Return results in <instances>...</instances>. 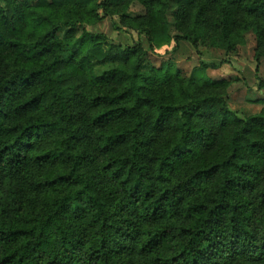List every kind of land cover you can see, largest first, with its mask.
I'll use <instances>...</instances> for the list:
<instances>
[{"label": "trees", "instance_id": "obj_1", "mask_svg": "<svg viewBox=\"0 0 264 264\" xmlns=\"http://www.w3.org/2000/svg\"><path fill=\"white\" fill-rule=\"evenodd\" d=\"M124 1L5 0L7 5L0 6V161L3 162L0 163V187L3 178H11L16 182V189L13 190L10 201L12 211L16 213L15 220L0 219V232L7 226L9 234L17 241H25L24 246L27 247L32 242L28 238L29 233L39 229L38 235L43 237L45 232L56 224L71 221L69 228L73 230L62 236L64 246L61 258H53L48 264H96L99 260L96 255L98 249L85 252V249L91 247L88 233L97 227L101 232L113 227L108 223L110 217L104 215L97 207L99 201L96 196L89 195L72 179L71 171L64 167L63 162L55 171L48 170V161L58 151L61 156H64L65 152L70 153L67 157L69 160L92 163L88 156L81 154L77 157L75 152L79 145L89 139V132L76 128L75 125L84 123L88 117L82 116L80 112L68 114L67 123L73 127V131L65 141L56 133L48 118L49 114L42 111L48 95H51L53 104L59 100L67 107H78L82 101L87 100L89 107L96 109L90 117V127L99 142V154L105 157L102 172L108 183L113 185V191L107 195L119 212L123 213L127 207L125 200L138 203L141 198L147 201L153 195L143 190L142 181L146 173L138 170L136 163L143 157L139 149L145 146V142L136 138L141 122H137L138 114L132 103L133 100L137 105L150 104L151 101L150 98L137 94L144 91L146 85H155L159 81L158 73L167 70L163 83L172 85L170 90L165 89L170 98L165 99L153 126L157 132H162L170 126L177 103L191 96L192 86L202 81V87L223 90L222 87L227 84L226 81H203L199 76L206 70L220 69L222 64L201 62L200 67L190 76H186L181 70L173 72L171 63L156 69L146 64L147 51L142 43L121 49L110 44L103 35L87 30V25L101 19L100 10L107 14L109 7L120 5ZM138 1L154 19L163 23L162 31L146 32L152 51L170 46L173 42L185 41L194 48L202 44L230 53L245 42L243 37L247 34V26L234 19H228L227 11L239 8L242 0ZM222 3H225V8H219ZM218 10L225 16V20L220 23L215 22ZM209 12H212L210 18L207 17ZM246 12L255 20L264 19V2L252 0ZM169 14L177 25L186 19L192 21V26H189L186 34L175 37L169 34L170 24L166 20ZM221 24L224 25L225 31L222 35H217L216 30L220 29ZM257 28L259 29V25ZM232 32L236 33L237 39H229ZM255 35L259 43H264V31L257 30ZM182 77L187 79L181 80ZM33 91L36 94L29 95ZM26 95L29 96L28 99L17 103ZM225 96L226 94L223 97H210L204 101L196 97V105L188 113L189 119L193 116L207 118L221 113L225 116L221 126L228 123L227 117L231 116L234 123L245 125L242 129L245 137H257L264 132V110L246 121L241 120L221 107L223 103H227ZM197 109L199 111H196ZM60 119L63 121L64 117ZM151 123L149 117L144 126ZM242 138L237 137L235 142ZM185 139L186 142L211 143L207 139H200L199 134L191 131ZM62 148L64 151H60ZM214 150L210 149L209 154ZM238 151L239 149L233 148L227 159L224 158L225 152L219 151V156L214 157L218 162L212 163L211 167L200 169L208 174L205 179H210V183L216 187V192L214 196L201 195L191 203L186 202L187 212L184 216L194 219L195 222L191 227H181V234L192 237L199 220L208 224V219L212 218L213 213L224 207L222 203H216L217 199L222 200L224 195L233 191L237 195L243 194L255 185L262 169L251 164L233 166L232 162L236 159ZM175 152L174 148L173 153ZM262 152L264 139H252L248 149L249 156L255 159ZM29 154L35 162L33 167L26 163ZM41 164L45 167L42 168ZM229 168H233L238 175L228 178ZM217 181L220 183L217 184ZM259 197L264 203V193H260ZM116 200L121 202L116 203ZM49 205L56 206L55 212L51 211ZM8 211V207L1 208L0 217ZM117 215L115 211L112 213V216ZM216 223L220 224L222 221L217 220ZM85 224L88 227H83ZM119 230L117 227L116 231ZM201 231L202 227L200 231H196V236H199ZM170 234L168 227L160 228L156 233L165 240ZM203 239H209V236L205 235ZM37 243L43 244L44 241L38 240ZM149 243L154 247L162 246L156 236H153ZM220 243L217 241L216 245L209 244V248ZM231 243L233 250L249 254L251 258L264 257V251L256 255L257 247L249 249L248 243L241 241L238 235L233 237ZM192 251L202 257L200 261L193 258L192 264H216L211 259L216 255L215 252L205 254L198 248ZM155 259L169 264L163 257ZM175 260V256L171 257L172 262Z\"/></svg>", "mask_w": 264, "mask_h": 264}, {"label": "clouds", "instance_id": "obj_2", "mask_svg": "<svg viewBox=\"0 0 264 264\" xmlns=\"http://www.w3.org/2000/svg\"><path fill=\"white\" fill-rule=\"evenodd\" d=\"M251 4L252 0H242L239 8L227 9L228 19H234L247 26L245 29L247 34L243 39L249 41L257 30L264 31V19L255 20L246 12ZM6 5L5 0H0V6ZM219 8H225V3H222ZM216 17V23L225 20V16L219 10ZM257 25H259V29ZM248 29L251 31L249 32ZM224 31L223 24L220 29L216 30L217 35H222ZM229 39H237L236 33L232 32ZM249 46H254V42H251ZM259 54L261 62H264V47H261ZM245 63H251V61ZM238 66L243 70V64ZM166 71L158 73L159 81L155 85H146L145 90L137 94L143 98H150V104L137 105L135 100L132 102L138 114L137 122H141V128L136 138L145 142V146L139 149L143 157L136 163L138 170L146 173L142 181L143 190L153 194L151 199L145 201L141 198L138 203H129L125 200L124 203L127 204V207L123 213H120L119 209L109 200L107 194L113 191V185L108 183L102 172L105 157L99 154V142L96 141L95 132L90 127V119L75 125L76 128L89 132L88 141L79 145L75 152L77 157L81 154L88 156L92 163L79 162L77 159L69 160L67 157L71 155L70 153L65 152V155L61 156L59 151L48 161V170L52 171H55L63 162L64 167L71 171L72 179L76 180L89 195H95L99 201L97 207L104 215L110 217L108 223L113 225L111 229L101 232L97 227L88 233L87 238L91 241V247L85 249V252L98 249L96 255L99 260L96 264H163L162 260H156L155 257H163L169 261V264H192L193 258L197 261L202 259L192 251L198 248L201 253L205 254L215 252L216 255L211 259L216 264H264V257L251 258L249 254L233 250L231 243L233 237L238 235L241 241L248 243L249 249L253 246L257 247L256 255L264 251V248L259 247L264 246V204H261L259 197L260 193H264V177H261L259 186L253 192L237 195L233 191L224 195L222 200L217 199L216 203H222L224 207L213 213L212 218L208 219V224H204V220H199L196 223V231L203 228L199 236H196V231L192 233V237L180 233L181 227L192 226L191 221L187 224L182 223L183 216L187 212L186 202L191 203L201 195L204 197L215 195V185L210 183V179H205L208 174L200 170L218 162L214 158L210 160L209 150L224 151V158L227 159L231 155L232 149L237 148L239 151L236 159L232 162L233 166L251 164L255 168L264 169V152L255 159L251 158L248 153L251 140L254 138L264 139V132H261L257 137H245L242 131L245 125L234 123L231 116L227 117L228 123L221 126V122L225 119L221 113L207 118L193 116L189 119L188 113L194 109L196 97H200L204 101L210 97H223L225 94V90L202 87V81L192 86L190 97L181 99L177 103L170 126L162 132H157L153 126L160 115L165 99L170 98L165 89L170 90L172 87L171 83H163ZM185 79L187 78H181V80ZM70 91L71 87H69ZM34 94H36L35 91L29 95ZM28 98L29 96L26 95L17 103H23ZM221 107L227 109L228 112L235 113V116L240 117L241 120H247V114L237 111L233 105L223 103ZM88 108L87 101H82L78 107H67L63 101L59 100L53 104L49 94L42 106V111L49 114L48 118L56 133L66 141V137L73 131V127L67 123L68 114L80 112L87 118L91 116ZM61 117H64L63 121H61ZM149 117L152 123L144 126ZM189 131L199 134L200 139H207L211 143L186 142L185 138ZM237 137L243 138L235 142ZM174 148L176 149L175 153H173ZM60 151H64V149L62 148ZM0 163L3 162L0 161ZM26 163L29 167L35 166L31 154H29ZM41 167L44 168L45 165L41 164ZM228 171L230 174L228 178L238 175L233 171V168H229ZM248 178L251 179V177ZM101 180L104 182L100 183ZM219 183L217 181V184ZM120 202V200H116V203ZM2 207H8L9 211L0 219L3 221L10 218L15 220L16 213L12 211L7 196L4 203L0 204V208ZM48 207L52 212H55L56 206L49 205ZM154 209L155 215H153ZM114 211L118 213L117 216H112ZM174 215L177 217L175 220L173 219ZM93 219H95L94 215ZM217 220H221L222 223L217 224ZM70 223L71 221H64L56 224L46 231L43 237L38 235L39 229L29 233L28 238L32 242L27 247L24 246L25 241H17L9 234L8 227L4 226L3 231L0 232V236H3L0 238V264H48L53 258L60 259L64 246L62 236L73 230L69 228ZM14 226L18 227L19 225ZM165 226L170 229L171 233L167 240L163 236L156 235L157 230ZM83 227H88V225L85 224ZM117 227L120 229L118 232L116 231ZM218 233L219 235H217ZM205 235H208L209 239H203ZM153 236L162 242V246L154 247L149 243ZM38 240H43L44 243L38 244ZM217 241L221 243L210 249L209 244L216 245ZM182 253L183 255H181ZM173 256L176 257L175 262L171 261Z\"/></svg>", "mask_w": 264, "mask_h": 264}, {"label": "rangeland", "instance_id": "obj_3", "mask_svg": "<svg viewBox=\"0 0 264 264\" xmlns=\"http://www.w3.org/2000/svg\"><path fill=\"white\" fill-rule=\"evenodd\" d=\"M107 14L104 10H100L99 16L101 19L94 24L87 25V30L93 34L103 35L110 44L121 49L142 43L147 51L146 64L156 69L164 64L171 63L173 64V72L181 70L186 76H190L195 69L200 67L201 62L222 64L218 70L204 71L199 75L200 78L203 81H226L227 84L222 87L226 94L225 100L228 104L233 105L237 111L245 112L247 118L258 115L264 110V62H261L259 54L261 47H264V43H259L255 34L252 36L251 41L245 40L244 44L230 53L209 48L202 44L194 48L185 41L173 42L170 46L152 51L146 32L162 31L163 23L154 19L153 15L148 13L141 2L138 0H125L120 5L109 7ZM207 17H212V12H209ZM166 20L170 24L168 32L172 37L186 34L189 26H192L190 19H186L180 25H177L170 14L167 15ZM251 42H254V46L250 47ZM246 61H251V63H245ZM240 64H243V70L238 66ZM81 70L83 73L85 72L83 69ZM88 110L91 116L96 111L92 107H89ZM237 118L241 119L240 117ZM218 156L219 152L216 150L209 154L210 159ZM261 177H264V169H262L259 179L255 181V185L251 190L243 192V194L253 192L259 186ZM15 189V180L3 178L0 187V204L4 203L6 196L11 201L12 192ZM261 204L264 203L261 201ZM173 219L175 220L177 217L173 216ZM161 220H163V217H161ZM189 221L192 222V225L195 222L194 219L183 216L182 223L187 224ZM173 238L175 239V237Z\"/></svg>", "mask_w": 264, "mask_h": 264}]
</instances>
